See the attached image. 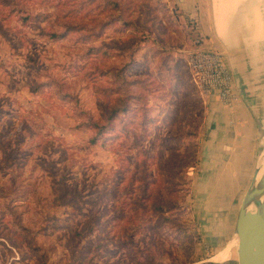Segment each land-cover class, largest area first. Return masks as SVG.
<instances>
[{"label": "rangeland", "instance_id": "rangeland-1", "mask_svg": "<svg viewBox=\"0 0 264 264\" xmlns=\"http://www.w3.org/2000/svg\"><path fill=\"white\" fill-rule=\"evenodd\" d=\"M257 1L218 0V50L263 129L247 113L253 158L233 149L235 129L207 165L213 101L185 63L198 19L172 0H0V264H237L238 208L264 152ZM123 96L115 137L91 144L80 122L104 124Z\"/></svg>", "mask_w": 264, "mask_h": 264}, {"label": "crops", "instance_id": "crops-1", "mask_svg": "<svg viewBox=\"0 0 264 264\" xmlns=\"http://www.w3.org/2000/svg\"><path fill=\"white\" fill-rule=\"evenodd\" d=\"M172 1L174 4L177 5L178 10L181 13L189 17L188 19H190L191 22L194 19H198L199 23L201 24L199 26H200V31L203 34L205 44L209 45L210 47H212L213 49L217 51L222 50V47L224 45V42H226V40L218 34V29H219L218 28V0H217V3L214 2L215 8L212 7L213 5L212 3L209 2V0L208 1L206 0H203V1L202 0H172ZM214 11L216 12V15L214 14ZM211 14L214 15V16L212 15V19L210 18ZM228 17H230V15ZM227 23L229 22L227 21ZM224 60L228 68L230 69V64H229L228 59H224ZM211 99L213 101L210 104L211 106L213 105L211 107V110H212L211 112V120H212L211 123L212 124L211 125L212 126H211V129L209 130L211 138L208 139V141L206 142L202 150V156L203 158L206 159L205 163L209 165L210 163L213 164V162L214 163L218 162L216 161L218 160V155L215 154V152H218V147H223V146H219L221 142L220 143L218 142V135L225 134L226 136V135L232 134V132H234L235 129L238 130V135H239L238 138L241 139V141L239 142L238 145H234L233 149H235L238 146L240 149L239 153L241 152L244 158L249 155H251L253 158L254 149L256 146L255 144L256 138L254 136V132H252V129H251L252 122L247 120V116H246L247 113H249V115L251 116L247 106L245 107L247 111L246 112L245 109L242 107V105L239 103L238 106L236 107V110H235L236 112L234 111V114H230V112L226 108L222 107L218 103V100L216 99L215 96H213ZM218 108H220L219 114H218ZM252 120L254 121L253 118ZM254 124H255V121H254ZM255 127H256V124H255ZM245 128L250 133L249 136L246 135V138L244 137L245 135L243 134V130ZM236 242L237 240L234 237L232 244ZM219 244L220 243H218V246H222ZM217 258H218V255L213 257V259H217ZM228 258L229 256L227 257V259Z\"/></svg>", "mask_w": 264, "mask_h": 264}, {"label": "water", "instance_id": "water-1", "mask_svg": "<svg viewBox=\"0 0 264 264\" xmlns=\"http://www.w3.org/2000/svg\"><path fill=\"white\" fill-rule=\"evenodd\" d=\"M249 105L247 108L259 135L263 129L262 121L254 107ZM263 155L264 152L258 153L253 173L238 208L235 221V234L238 239L237 264H264V167H260Z\"/></svg>", "mask_w": 264, "mask_h": 264}, {"label": "built area", "instance_id": "built-area-1", "mask_svg": "<svg viewBox=\"0 0 264 264\" xmlns=\"http://www.w3.org/2000/svg\"><path fill=\"white\" fill-rule=\"evenodd\" d=\"M191 27L196 29L195 20ZM196 31V30H195ZM191 82L202 97H216L218 103L233 114L239 102L233 77L223 54L205 44L203 34L196 31L193 44L185 57Z\"/></svg>", "mask_w": 264, "mask_h": 264}, {"label": "trees", "instance_id": "trees-1", "mask_svg": "<svg viewBox=\"0 0 264 264\" xmlns=\"http://www.w3.org/2000/svg\"><path fill=\"white\" fill-rule=\"evenodd\" d=\"M23 19L26 20V17L24 16ZM72 26H70L69 28L66 29L65 33L69 32V29H71ZM57 33H55L54 35H56ZM187 67V65H186ZM187 70L189 71V69L187 68ZM190 75V72H189ZM191 79V77H190ZM120 108H113L110 110V112H108V114L106 115V120L107 122H105L104 124H100L99 122H80L79 127H84L87 130H90L92 132L89 141L91 144H96L99 143V145H104L106 143V141L109 138H112L110 135H112L113 137H115L116 134L114 133V124H115V119H117L119 117L120 114L124 115L125 113H127L129 111V104H128V98L126 96H123L120 99ZM145 119L146 116H145ZM127 134H129L128 130L123 129ZM104 143V144H103ZM174 208L178 209L179 206L176 204ZM156 209L161 208L162 206L160 204H155L154 206ZM17 223H19L18 220H16Z\"/></svg>", "mask_w": 264, "mask_h": 264}, {"label": "bare ground", "instance_id": "bare-ground-1", "mask_svg": "<svg viewBox=\"0 0 264 264\" xmlns=\"http://www.w3.org/2000/svg\"><path fill=\"white\" fill-rule=\"evenodd\" d=\"M257 2H258V4L259 3L262 4L261 7L264 6V0H258ZM234 3H235L234 7L237 6L238 4H241L242 6H245L248 11H250V5L251 4H249L250 3L249 0H234ZM252 10H253V8H252ZM261 11L263 12V10H261ZM256 19H257V21H256ZM249 24H251V25L253 24L252 26L254 28L258 27L259 25L262 26V24H263V29H264V16L261 15L258 6H257V9L254 11V13L252 15V19L249 20ZM252 26H251V28H252ZM255 35H256V33H255ZM262 35H263V39H264V34H262ZM262 51H263V54H264V41H263V45H262ZM260 167H264V155L262 156V158L260 160ZM234 237L236 238L237 243H238V239H237L236 234H234Z\"/></svg>", "mask_w": 264, "mask_h": 264}]
</instances>
